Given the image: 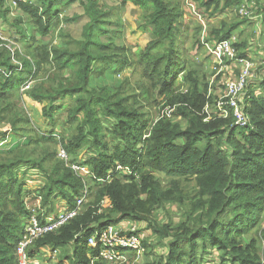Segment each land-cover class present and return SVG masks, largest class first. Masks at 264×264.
<instances>
[{"label":"trees","instance_id":"obj_1","mask_svg":"<svg viewBox=\"0 0 264 264\" xmlns=\"http://www.w3.org/2000/svg\"><path fill=\"white\" fill-rule=\"evenodd\" d=\"M74 1L16 0L12 23L23 50H12L9 41L0 39V123L11 128L0 135L9 134L12 144L0 148V264H17L15 246L29 207H36L39 216L56 214L62 202L73 209L85 186L88 195L79 213L35 240L30 255L40 258L42 250H49L56 254L54 264H111L98 257L100 248L89 245L88 236L94 229L130 221L137 225L130 232L140 234L138 223L149 231L141 238L144 260L134 264H264V94L256 96L247 86L246 126L231 115L217 116L213 107L206 119L205 106L216 96L206 74L189 69L187 59L178 57L181 7L169 0H122L142 10L141 30L153 35L143 49L132 52L125 43H115L112 34L104 40L112 30L95 0H79L88 18L81 38L61 34L68 21L60 8ZM191 1L201 13L227 10L240 17L208 29L197 19L198 48L205 50L202 35L218 42L248 20L238 13L244 0ZM5 2L0 0V17L8 16ZM254 3L251 11L264 35V0ZM54 29L61 36L59 45L48 42ZM244 45L236 44L239 55L247 57L241 52ZM126 68L132 77L91 85L92 78ZM29 82L23 94L36 105L29 109L35 120L15 104L18 89ZM154 104L162 110L152 116L145 109ZM63 109L67 112L59 122L55 115ZM60 123L65 131L55 132ZM59 146L67 161L57 157ZM82 148L85 157L77 159ZM74 162L93 174L75 173ZM32 170H39L40 184L25 189ZM172 205L182 209L181 220L153 218Z\"/></svg>","mask_w":264,"mask_h":264},{"label":"rangeland","instance_id":"obj_2","mask_svg":"<svg viewBox=\"0 0 264 264\" xmlns=\"http://www.w3.org/2000/svg\"><path fill=\"white\" fill-rule=\"evenodd\" d=\"M37 1V0H34ZM173 5H178L181 7L183 12H185L183 19H181V25H180V31L178 32V36L175 37L176 39V49L178 52V57L180 58H186L187 63L189 64V69H195L198 72H204L206 76L209 78V89H212V94L216 96V94H219L222 92L224 86H223V80H224V74L227 76L231 69H228L229 72H219L215 73L212 70V59L210 56H208V52L204 50L203 48H198V44H196V37L194 33V27L196 25V22H198L197 18L192 15L188 14V10H186V0H169ZM97 7L102 9L107 18H105V22L107 24V28L110 27L112 31L108 32L106 37H104L105 41H108V36L112 34L115 36L114 42L117 44L125 43L128 47L131 48L132 52L143 49L149 41L152 40L153 35L150 32H143L141 30V24L143 23L142 16V10L138 8L135 4L132 2H127L123 4L122 0H95ZM245 4L250 3L249 5L253 6L254 8V0H245ZM61 17L64 19L66 18L67 23H62V26L60 27L61 34L67 35V37H73L75 39L81 38L83 26L87 22L88 18L84 14V10L82 7V4L79 0L74 1L72 4L61 6ZM200 12V8L197 9ZM187 11V12H186ZM202 11V10H201ZM256 11V10H255ZM208 12H202L203 14L202 18L205 22L206 29L210 28L211 26L219 25L220 21L223 19H233L236 17L240 18L237 14L236 16H233L234 12H217L213 15H210ZM256 12H252L250 16L247 17L248 20L244 23V25L240 26L238 30L234 31L233 33L236 34L238 41L245 42V45L241 48V52H245L246 56L250 58L252 61H254L256 68L253 70L252 77L248 80V86H251L254 90L256 96L258 94H264V35L262 32V26L260 23H258V17L256 15ZM11 16H5L0 17V35L1 40L10 39L14 42L12 50L15 48H18L20 50H23L22 41L17 40L16 38L19 37L18 33L16 32V28L13 25L14 17ZM242 17V16H241ZM244 18V17H242ZM257 18V19H256ZM72 19V20H71ZM27 27V26H26ZM30 28L29 30L34 31V26L28 25ZM113 29L115 31H113ZM65 37L63 40L66 41L68 38ZM64 38V36H63ZM49 44H60L61 36L58 33V29H54L51 31L48 37ZM62 41V40H61ZM7 46V45H6ZM9 46V45H8ZM71 46L74 48V45L71 44ZM188 69V70H189ZM201 70V71H199ZM131 70L130 68H126L122 73L115 74L108 71V77L104 79L99 78H92L91 85L93 86H99V85H109L114 82V79L121 80V78L125 75L131 76ZM132 77V76H131ZM134 77V76H133ZM31 82L27 83L29 85ZM26 85L23 84L18 89V97L15 100V104L17 107L22 108L31 118L32 120H35L34 117L29 113V109L31 107H35L36 105L34 102L28 100L25 94H23V91L26 89H29L27 87H24ZM32 86V85H31ZM30 87V86H29ZM187 86H183V90H185ZM248 88V87H247ZM247 92V90H246ZM161 100L160 97H158V102ZM64 101V100H63ZM68 101V98L65 99V102ZM70 105V103H69ZM155 105V104H154ZM168 109V107H166ZM151 110V111H149ZM156 110V111H155ZM162 110L161 105H155L150 106L145 109V111H148L150 115L156 114V112ZM67 112V109H63L62 111H59L55 117H57V121L63 120V116H65V113ZM65 129L64 126L60 125L55 128V132L62 133V131ZM9 131L11 130L10 126L5 125L3 122L0 123V131ZM11 136L8 134L5 138H2V135H0V148H3L4 150H7L12 144H10ZM58 148V147H57ZM77 159L83 158L85 154V149L82 148L77 151ZM75 170V169H74ZM34 171V172H32ZM32 174L29 175L27 178V183L25 185V189L35 190L38 188L40 184V177L39 176V170H32ZM24 173H20L19 176L23 177ZM31 176V177H30ZM194 181V180H193ZM190 182V186L194 182ZM161 184H167V180L164 183V179H161ZM187 187V188H188ZM189 189V188H188ZM28 203L30 205V202L32 201L31 197L28 198ZM57 206V209L62 210L63 206ZM182 209L177 210V207L174 205L167 206L166 209L159 210L156 213H153L154 219H161L160 221L164 220H172L174 222H177L181 220ZM128 228L131 227L133 229L137 228V225H135L133 222L127 221ZM264 223V221H263ZM262 223V226H263ZM118 224H122V221H120ZM138 228L140 230V234L144 237L149 235V231L145 229L146 225L143 223H138ZM58 253V251H57ZM56 254L50 253V251H46V256H40V258L44 260L50 261L51 264H54L57 260ZM53 256V257H52ZM39 257V256H38ZM214 257V255H210V258ZM54 258V259H53ZM146 259V258H145ZM144 260V253L140 255L139 257H132L128 260L126 264H134L143 262Z\"/></svg>","mask_w":264,"mask_h":264},{"label":"built area","instance_id":"obj_3","mask_svg":"<svg viewBox=\"0 0 264 264\" xmlns=\"http://www.w3.org/2000/svg\"><path fill=\"white\" fill-rule=\"evenodd\" d=\"M249 4L243 2L238 7V13L249 16L250 12L251 15L253 6ZM6 5L9 6L8 15H13L12 17H14L17 8L16 0H6ZM186 6L190 7L193 12L192 14L204 24L193 1L186 0ZM5 40L9 41V46H7L11 48L10 44H14V42L10 39ZM238 40L236 34H232L224 40L210 43L205 41L204 35L201 36L205 50L212 59V70L215 73L229 72L228 69L235 68V70L231 69L227 76L224 74V88L222 92L216 94L212 105L209 102L206 104L205 112L208 115L206 119H210L211 107H213L217 116L228 117L231 115L236 124L246 126L249 123V119L244 109V95L248 86V80L252 77V72L256 68V65L250 58L239 55V50L236 46L239 42ZM29 86V84H26L24 87L29 88ZM209 90L212 92L211 88ZM57 157L65 161L68 160L67 153L62 146L58 148ZM70 167L75 173L82 176H90L93 174L89 167L81 162L70 163ZM124 169L127 170V168ZM116 170L125 171L121 166H117ZM87 195L88 189L85 186L83 194L76 201L75 208L69 209L67 208V204L62 202L60 206H63V209H58L56 214L50 213L39 216L36 207H29L30 214L25 223L24 232L15 246L17 264H48L44 259L30 255L29 250L33 242L41 236L54 232L62 225L68 223L79 213L82 204L86 201ZM133 230L131 227L128 228L126 221H123L122 224H109L103 226L101 229H94L88 236V244L91 246H99L98 257L105 259L109 263L126 264L130 258L139 257L145 252L141 240L142 235L130 232ZM46 251L49 250H42L43 253L41 254L43 257L46 256Z\"/></svg>","mask_w":264,"mask_h":264},{"label":"crops","instance_id":"obj_4","mask_svg":"<svg viewBox=\"0 0 264 264\" xmlns=\"http://www.w3.org/2000/svg\"><path fill=\"white\" fill-rule=\"evenodd\" d=\"M139 8V7H138ZM140 9V8H139Z\"/></svg>","mask_w":264,"mask_h":264}]
</instances>
